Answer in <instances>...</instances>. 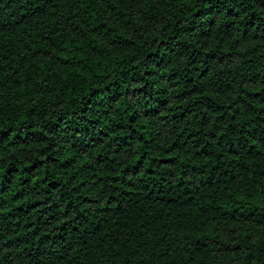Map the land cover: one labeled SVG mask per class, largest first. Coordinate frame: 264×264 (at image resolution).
<instances>
[{"label": "trees", "instance_id": "1", "mask_svg": "<svg viewBox=\"0 0 264 264\" xmlns=\"http://www.w3.org/2000/svg\"><path fill=\"white\" fill-rule=\"evenodd\" d=\"M0 264H264V0H0Z\"/></svg>", "mask_w": 264, "mask_h": 264}]
</instances>
